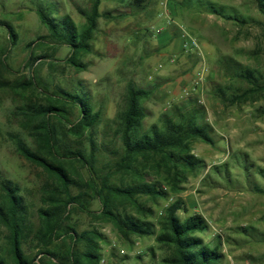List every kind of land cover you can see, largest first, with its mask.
<instances>
[{"label": "rangeland", "instance_id": "374dc122", "mask_svg": "<svg viewBox=\"0 0 264 264\" xmlns=\"http://www.w3.org/2000/svg\"><path fill=\"white\" fill-rule=\"evenodd\" d=\"M94 2L0 0V264H15L5 222L9 194L18 200L25 257L50 264L43 249L65 254L71 240L45 246L38 239L42 211L67 193L86 207L68 205L67 231L88 233L75 248H93V264H169L174 248L161 238L177 202L187 208L176 213L181 220H204L195 236L217 250L218 264H264V15L257 1L101 0L79 51L58 43L39 16L43 10L54 22L68 18L81 33ZM189 38L195 46H185ZM246 70L250 79L239 75ZM131 87L148 92L140 135L165 117L189 115L206 131L209 141L191 147L199 166L185 172L176 191L162 180L165 168L158 173L141 158L119 166ZM79 101L94 123L77 133L71 128L84 116ZM48 130L56 160L45 144ZM21 145L63 167L68 191ZM102 181L120 188L157 183L162 194L130 199L106 191L107 208L95 193ZM109 208L145 224L144 231L121 229Z\"/></svg>", "mask_w": 264, "mask_h": 264}, {"label": "trees", "instance_id": "16d2710c", "mask_svg": "<svg viewBox=\"0 0 264 264\" xmlns=\"http://www.w3.org/2000/svg\"><path fill=\"white\" fill-rule=\"evenodd\" d=\"M101 0H95L91 14L88 16V28L81 33H77L70 19L65 18L61 22L50 19L45 11L39 10V16L42 21L48 26L51 36L58 42L73 46L75 51L82 50L87 41L90 40L92 32L96 27V21L99 14V5ZM264 15V0H256ZM244 79H250L249 71H242L239 74ZM148 96V92L144 90H136L133 87L128 91V105L123 115V140L125 155L120 161L119 166L128 168L133 163H137L141 158L144 161V166L152 163V168L158 173L163 168L166 169V176L163 181L170 183L173 191L177 190V181H183L187 170L193 171L199 166V161L191 155L192 144L197 140L209 141L204 127L196 122L194 116H180L179 122H176L172 117H165L162 120V125H154L149 132L139 134L143 126V120L146 117V112L141 105V100ZM80 103L83 111V118L71 128L73 131L81 132L86 127H91L94 121L88 119V111L85 109L82 102ZM54 109L45 111L49 114ZM89 121V122H87ZM45 139L46 147L50 155L56 160L60 155L55 147V143L49 130ZM20 152L29 160L44 166L49 172L54 174L63 185L65 191L69 189L70 180L63 167L50 163L46 158L33 153L27 147L21 145ZM79 156V155H78ZM95 193L101 203L107 208L110 206L108 199L105 198L104 192L111 195L124 196L133 198L135 195H161L159 185L148 184L141 186H132L128 188L111 187L106 182L102 181L101 185L94 183ZM8 191L9 188L7 189ZM65 200H59L57 206L50 212L42 211L43 229L38 233V239L44 242L45 246H49L57 239L68 236L71 240V245L68 247L65 254L52 252L47 248L43 249L41 254L45 255L50 264H93L98 256L92 252L80 254L76 250V244L86 239L88 233L83 236H78L75 231L70 233L67 231L65 224L68 205H79L83 209L86 207L80 203V196H72L67 193ZM8 202L10 209L5 216V222L11 229L10 243L11 254L15 264H43L44 261L28 260L21 248L23 237V228L19 218V204L16 196L9 194ZM187 212V208L179 202L173 204L168 210L169 216L168 229L164 234V241H167L174 248L173 256L168 260L169 264H218L221 259L216 249H212L202 244L200 238L195 236V233L201 232L204 229V220L199 216H191L185 220H181L176 213L179 210ZM114 218L115 223L121 229L126 228L132 233H142L146 225L132 219L120 218L114 214L110 208L106 212ZM7 217V218H6ZM71 230V228L69 229ZM46 264V263H45Z\"/></svg>", "mask_w": 264, "mask_h": 264}, {"label": "built area", "instance_id": "2783aa9c", "mask_svg": "<svg viewBox=\"0 0 264 264\" xmlns=\"http://www.w3.org/2000/svg\"><path fill=\"white\" fill-rule=\"evenodd\" d=\"M186 42V47L189 46V47H193L196 45V42L194 40H192V38H189L188 40L185 41Z\"/></svg>", "mask_w": 264, "mask_h": 264}, {"label": "crops", "instance_id": "0c3cea01", "mask_svg": "<svg viewBox=\"0 0 264 264\" xmlns=\"http://www.w3.org/2000/svg\"><path fill=\"white\" fill-rule=\"evenodd\" d=\"M172 26H173V25L170 24L169 27H168V29L171 30Z\"/></svg>", "mask_w": 264, "mask_h": 264}]
</instances>
